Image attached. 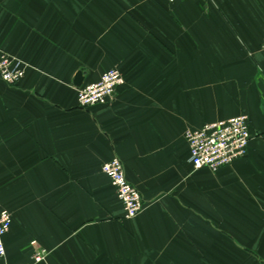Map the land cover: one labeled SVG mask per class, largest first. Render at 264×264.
<instances>
[{
  "label": "crops",
  "instance_id": "crops-1",
  "mask_svg": "<svg viewBox=\"0 0 264 264\" xmlns=\"http://www.w3.org/2000/svg\"><path fill=\"white\" fill-rule=\"evenodd\" d=\"M264 0H0V264H264ZM119 70L106 105L75 79ZM248 117L247 154L195 170L189 129ZM118 158L144 209L125 218L104 163Z\"/></svg>",
  "mask_w": 264,
  "mask_h": 264
},
{
  "label": "built area",
  "instance_id": "built-area-1",
  "mask_svg": "<svg viewBox=\"0 0 264 264\" xmlns=\"http://www.w3.org/2000/svg\"><path fill=\"white\" fill-rule=\"evenodd\" d=\"M173 3L176 0H168ZM264 51V40L261 45ZM26 75V65L17 57L0 50V79L11 86H17ZM125 84V79L119 70L105 72L101 79L92 84L78 88V103L83 109L108 104L116 95L117 89ZM248 117L238 115L228 120L204 125L201 129H189L185 138L190 147L191 163L195 170L207 169L216 173L223 167L231 166L235 161L247 154L252 133ZM103 173L110 179L118 198L123 203L125 218L133 219L144 209L140 191L126 177L123 163L114 158L104 163ZM13 224V216L0 202V259L7 256L4 237ZM34 249L32 262L26 264L44 263L48 250L37 241H32Z\"/></svg>",
  "mask_w": 264,
  "mask_h": 264
},
{
  "label": "water",
  "instance_id": "water-1",
  "mask_svg": "<svg viewBox=\"0 0 264 264\" xmlns=\"http://www.w3.org/2000/svg\"><path fill=\"white\" fill-rule=\"evenodd\" d=\"M83 82H84V75L83 73L79 72L75 79V85L80 88L83 86Z\"/></svg>",
  "mask_w": 264,
  "mask_h": 264
}]
</instances>
